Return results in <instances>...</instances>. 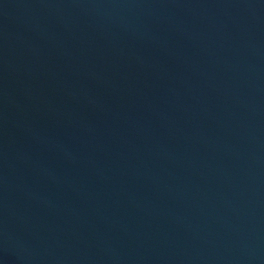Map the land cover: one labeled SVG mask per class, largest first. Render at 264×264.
<instances>
[{
	"label": "water",
	"instance_id": "95a60500",
	"mask_svg": "<svg viewBox=\"0 0 264 264\" xmlns=\"http://www.w3.org/2000/svg\"><path fill=\"white\" fill-rule=\"evenodd\" d=\"M0 264H264V0H0Z\"/></svg>",
	"mask_w": 264,
	"mask_h": 264
}]
</instances>
